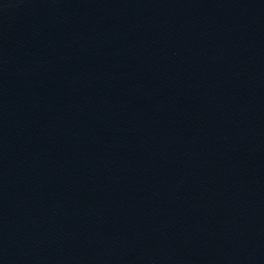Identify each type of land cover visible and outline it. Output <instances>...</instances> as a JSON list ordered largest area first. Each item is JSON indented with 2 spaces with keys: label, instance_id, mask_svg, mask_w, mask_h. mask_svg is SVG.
<instances>
[{
  "label": "water",
  "instance_id": "95a60500",
  "mask_svg": "<svg viewBox=\"0 0 264 264\" xmlns=\"http://www.w3.org/2000/svg\"><path fill=\"white\" fill-rule=\"evenodd\" d=\"M0 264H264V0H0Z\"/></svg>",
  "mask_w": 264,
  "mask_h": 264
}]
</instances>
